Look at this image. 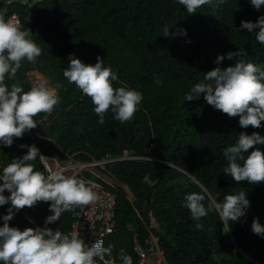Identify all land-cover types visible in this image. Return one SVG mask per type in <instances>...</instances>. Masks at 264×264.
<instances>
[{
    "label": "trees",
    "instance_id": "obj_1",
    "mask_svg": "<svg viewBox=\"0 0 264 264\" xmlns=\"http://www.w3.org/2000/svg\"><path fill=\"white\" fill-rule=\"evenodd\" d=\"M11 13H17L22 30L42 52L34 63L22 61L15 77L5 83H19L26 92L33 86L26 73L37 70L54 87L59 85L60 101L47 113V124L41 121L46 113H38L36 128L14 138L9 147L0 145V167L27 151L20 144H35L43 155L65 162L114 159L89 166L84 174L116 194L114 232L108 244L117 259L124 250L137 262L133 251L137 234L145 248L152 245L161 252L160 264H264V237L250 227L254 217L264 224V182H237L223 171L228 163L223 149L234 144L241 131L264 135V127L241 128L238 116L214 109L203 94L184 101L202 75L217 66L218 54L244 49L245 56L226 58L219 67L243 58L264 69V45L239 28L241 20L255 22L264 6L256 10L249 0H211L188 14L177 0H12L4 18ZM166 26L170 32L182 27L186 36L165 37ZM70 54L86 64L101 57L117 73L114 88L127 86L142 93L130 121L121 123L108 111L104 122H98L90 97L63 76ZM157 78L161 84L155 83ZM37 130L38 135L29 133ZM257 147L264 152V145ZM124 153L129 157L122 158ZM31 163L46 174L39 158ZM92 170L114 175L133 199ZM239 191L247 192L250 206L239 221L228 222L227 232L215 210L196 221L183 206L191 192L206 193L207 205L210 198L222 202L226 194ZM48 203L25 206L20 215L34 227H44L51 214ZM77 210L76 206L66 211L47 227L70 232L72 221L79 218ZM198 222L200 229L195 227ZM152 235L155 245L148 242ZM235 245L240 252L232 253Z\"/></svg>",
    "mask_w": 264,
    "mask_h": 264
},
{
    "label": "clouds",
    "instance_id": "obj_2",
    "mask_svg": "<svg viewBox=\"0 0 264 264\" xmlns=\"http://www.w3.org/2000/svg\"><path fill=\"white\" fill-rule=\"evenodd\" d=\"M210 2L177 0L188 14L196 13L202 5ZM249 3L256 10L264 6V0H249ZM239 28L246 29L264 45V14L258 16L255 22L241 20ZM169 30L167 26L164 28L165 37L186 36V30L182 27L176 28L174 32ZM41 52L42 49L22 30L18 19L11 22L0 17V145L3 147L11 146L14 138L22 137L26 131L36 128L38 123L34 117L41 112H51L60 101L57 92L59 85L50 86L46 77L34 83L26 92L19 83H5L6 78L11 80L15 77L22 61L34 63ZM245 55L244 49L218 54L214 60L217 66L202 75V81L191 87L184 101L199 99L203 94L204 102L214 109L229 117L238 116L241 128L249 125L253 128L264 127L261 124L264 121V69L243 58L237 59L234 65L219 67L226 58ZM69 57L71 59L63 76L90 97L93 111L98 114V122H104L108 111L121 123L130 121L140 107L142 93L127 86L114 88L113 82L118 80L117 73L110 65L105 66L99 56L94 64H86L74 54ZM155 83L161 84L162 81L157 78ZM261 145H264V135L255 131L251 134L241 131L237 141L223 149L228 162L224 173L237 182H264V152L257 147ZM18 147L27 151L0 167V206L9 204L6 214L0 215L3 221L0 225V264H98V258L105 256L109 257L105 264H116L115 258L111 257V246L105 247L103 240L88 244L78 231L62 232L47 227L60 220L66 211L95 203L99 197L93 190L92 182L75 174L66 175L63 168L49 170L47 175L34 170L32 161L39 158L47 168L46 161L49 158L39 154L35 144H20ZM250 148L252 150L248 151ZM143 179L149 185L153 183L147 175ZM5 190L8 195L4 194ZM246 197L247 192L239 191L226 194L222 202L210 198L205 205L206 193L191 192L186 194L183 206L189 209L196 221L215 210L227 232L231 229L228 227L229 221H239L246 215L250 206ZM37 201L49 202L51 214L46 216L44 227L20 230L16 226H9L14 212L25 206L31 207ZM195 227L200 229L203 225L198 222ZM250 227L254 234L264 237V224L258 218H253ZM119 259L121 264H133L132 256L124 250H121Z\"/></svg>",
    "mask_w": 264,
    "mask_h": 264
},
{
    "label": "built area",
    "instance_id": "obj_3",
    "mask_svg": "<svg viewBox=\"0 0 264 264\" xmlns=\"http://www.w3.org/2000/svg\"><path fill=\"white\" fill-rule=\"evenodd\" d=\"M16 19L19 20V16L16 13H12L7 20L15 22ZM39 154H42L39 151ZM49 159L46 161L47 168L43 165L46 174L49 170L55 171L58 168H63L66 175H77L92 182L93 190L98 194V200L87 206H77L79 218L72 221L70 228L71 231H78L86 243L91 244L97 240H103L104 246L108 247V241L111 234L114 232L115 224V204H116V194L106 187L101 181L94 179L92 177L86 176L84 170L96 164L97 161H87V162H65L59 161L55 156H46ZM49 160L54 161L55 168L52 169L49 165ZM149 244L151 241H148ZM154 250V246L149 245L145 248L139 241L137 234L133 235V251L137 254L138 260L133 264H160L151 258L150 252ZM111 257L115 258L116 264H121L120 260L112 253ZM105 261H109V257L105 256L103 258H98V264H105ZM110 264V262H109Z\"/></svg>",
    "mask_w": 264,
    "mask_h": 264
},
{
    "label": "rangeland",
    "instance_id": "obj_4",
    "mask_svg": "<svg viewBox=\"0 0 264 264\" xmlns=\"http://www.w3.org/2000/svg\"><path fill=\"white\" fill-rule=\"evenodd\" d=\"M10 1H12V0H0V17H2V18H4V15H5V12H6V10H7V5H8V3L10 2ZM23 1V0H22ZM5 19V18H4ZM26 33V35L28 36L29 34H28V32H25ZM26 76H27V78H28V80L30 81V83L33 85L34 83H36V82H38L41 78H44V77H46L43 73H41V72H39V71H37V70H32V71H28L27 73H26ZM47 78V77H46ZM48 79V78H47ZM48 82H49V85L50 86H53L54 87V85L50 82V80L48 79ZM47 113H46V115L41 119V121L42 122H44L45 124H47ZM30 134H31V136H35V135H38L39 133H40V130H37L36 132H29ZM156 159V158H155ZM171 164V163H170ZM49 165H50V167L52 168V169H54L55 168V163H54V161H52V160H49ZM171 165H173V164H171ZM175 166V165H174ZM92 172L94 173V174H96V175H101L104 179H105V181H106V183L108 184V185H113L114 187H118L119 189H121L125 194H126V196L131 200V199H133V196H132V193H131V191L128 189V187H127V185L126 184H124L123 182H121L119 179H117L114 175H111L110 173H106L104 176L101 174V173H99V172H97V171H95V170H92ZM188 176H190L189 174H187ZM151 217V216H150ZM155 226V223H154V219H153V217H151V227H154ZM156 237L155 236H151L149 239H148V241H151V243L152 244H154L155 245V242H156ZM237 252H240L239 251V249L237 248V246L235 245L234 246V252H232V253H237ZM160 255H161V253L159 254V252H158V250H156L155 248H154V250L153 251H151L150 252V256H151V258L152 259H154V260H156V261H160ZM162 259H163V257H162Z\"/></svg>",
    "mask_w": 264,
    "mask_h": 264
},
{
    "label": "water",
    "instance_id": "obj_5",
    "mask_svg": "<svg viewBox=\"0 0 264 264\" xmlns=\"http://www.w3.org/2000/svg\"><path fill=\"white\" fill-rule=\"evenodd\" d=\"M9 207V204H5L0 206V215L6 214V209ZM9 226H16L20 230H23L26 227H33L29 222H27L25 219H23L20 215V210L14 212L13 218L8 222ZM3 224V221L0 220V225Z\"/></svg>",
    "mask_w": 264,
    "mask_h": 264
},
{
    "label": "bare ground",
    "instance_id": "obj_6",
    "mask_svg": "<svg viewBox=\"0 0 264 264\" xmlns=\"http://www.w3.org/2000/svg\"><path fill=\"white\" fill-rule=\"evenodd\" d=\"M11 14H12V13H11ZM11 14H10V15H11ZM16 14H17V13H16ZM10 15H9V16H10ZM9 16H8V17H9ZM8 17H7V18H8ZM7 18H6L5 20H7ZM19 19H20V18H19ZM127 157H129V156H126V153H124V156H123L122 158H127ZM107 160H108V161H111V160H114V159H107ZM107 160H101V161H97V162H98V163H101V162H105V161H107ZM237 247H238V246H237Z\"/></svg>",
    "mask_w": 264,
    "mask_h": 264
},
{
    "label": "crops",
    "instance_id": "obj_7",
    "mask_svg": "<svg viewBox=\"0 0 264 264\" xmlns=\"http://www.w3.org/2000/svg\"><path fill=\"white\" fill-rule=\"evenodd\" d=\"M159 252V251H158ZM161 252H159V254H160ZM148 264H150V262L148 261Z\"/></svg>",
    "mask_w": 264,
    "mask_h": 264
}]
</instances>
